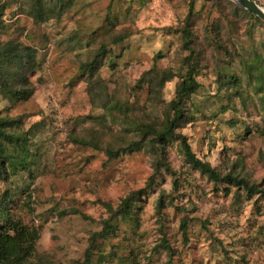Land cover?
<instances>
[{
  "label": "clouds",
  "instance_id": "obj_1",
  "mask_svg": "<svg viewBox=\"0 0 264 264\" xmlns=\"http://www.w3.org/2000/svg\"><path fill=\"white\" fill-rule=\"evenodd\" d=\"M0 264H264V0H0Z\"/></svg>",
  "mask_w": 264,
  "mask_h": 264
}]
</instances>
